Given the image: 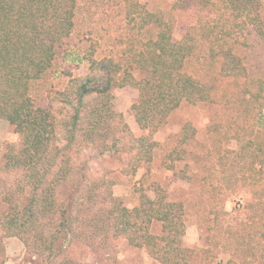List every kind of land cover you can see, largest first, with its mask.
I'll return each mask as SVG.
<instances>
[{
	"label": "trees",
	"instance_id": "obj_1",
	"mask_svg": "<svg viewBox=\"0 0 264 264\" xmlns=\"http://www.w3.org/2000/svg\"><path fill=\"white\" fill-rule=\"evenodd\" d=\"M77 6L78 0H0V118L19 138L17 145L5 146L0 164V171L16 175L15 183L0 191L7 206L0 212V228L5 236L18 238L39 264H87L68 257L65 243L97 248L120 240L144 249L160 264H189L193 250L182 243V203L155 186L154 197L139 190L138 203L128 207L114 196L109 181L89 175L93 157H82V152L91 148L117 158L125 174L146 167L157 145L152 135L170 114L183 102L213 100L212 88L184 70L201 47L219 62L224 77L244 79V94L264 100V78H249L238 52L248 45L246 34L264 39V5L261 0H177L174 6H196L207 18L174 40L171 21L138 0H122L128 28L145 29L146 36L130 35L120 58L98 57L91 45L81 57L84 75L63 71L68 79L54 91L57 104L47 105L33 93L46 88L59 70ZM150 27L156 28L154 34ZM135 71L143 76L137 78ZM125 85L138 90L130 109L147 135L133 136L114 107L113 90ZM195 133L186 121L174 146L163 154V165L181 177L186 172L175 171V162L184 159ZM237 141L232 166L239 164L240 181L252 199L245 219L234 226L221 225L215 215L207 242L240 260L231 264H264V137ZM155 222L158 233L151 230Z\"/></svg>",
	"mask_w": 264,
	"mask_h": 264
},
{
	"label": "rangeland",
	"instance_id": "obj_2",
	"mask_svg": "<svg viewBox=\"0 0 264 264\" xmlns=\"http://www.w3.org/2000/svg\"><path fill=\"white\" fill-rule=\"evenodd\" d=\"M177 0H138L148 10L159 12L173 24V39L182 35L199 20L207 18L206 11L196 6L179 9L174 6ZM264 5V0H261ZM122 0H78L76 23L69 36L67 52L59 59V70L46 82V88L36 89L35 99L44 103L57 104L56 93L66 83L63 71L73 76L84 75L86 64L81 61L83 52L91 45L95 55H113L120 58L126 39L139 32L128 28L124 18ZM264 16V11H263ZM208 17H211L208 16ZM130 26V25H129ZM155 33L156 28L150 27ZM142 33V34H141ZM139 33L146 36L144 29ZM248 45L238 51L245 58L249 78H264V39L254 32L246 34ZM243 48V49H242ZM242 49V50H241ZM184 70L212 88L213 100L197 104L186 102L173 111L152 138L157 142L152 151V159L146 167L135 174L121 171L122 164L107 154L100 155L94 149H86L82 157L89 159V175L110 182L114 196L132 207L138 203V191L154 197V188H162L169 200L179 201L184 207L185 233L184 246L193 250L189 264H231L239 261L220 247L211 249L207 238L208 228L213 226L215 215L221 225H236L245 219L247 204L252 199L249 187L240 181L239 164L233 165L240 139L252 135L264 137V100H253L243 92V78L224 77L220 64L212 60L202 48L184 65ZM140 78L142 72L135 71ZM37 88V87H36ZM114 107L121 113L133 136L147 135L134 122L131 104L138 94L136 87L125 85L115 88ZM189 121L195 128L194 137L186 144L183 160L175 162V171H185L181 177L167 169L163 154L174 146L182 125ZM18 135L6 119L0 118V164L7 144L17 145ZM90 150V151H89ZM16 175L0 171V191L3 185H13ZM264 184V181H263ZM7 206L0 198V212ZM153 233L160 231V224H152ZM65 254L76 262L87 264H160L151 258L144 249L131 246L125 240L110 243L108 246L88 247L80 242L65 243ZM0 264H39L38 259L26 253L21 241L13 236H5L0 228Z\"/></svg>",
	"mask_w": 264,
	"mask_h": 264
}]
</instances>
